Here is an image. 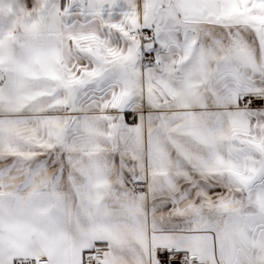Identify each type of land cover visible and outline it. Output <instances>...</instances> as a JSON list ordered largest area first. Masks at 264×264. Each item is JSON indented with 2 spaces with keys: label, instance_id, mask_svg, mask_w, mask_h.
<instances>
[{
  "label": "snow or ice",
  "instance_id": "snow-or-ice-1",
  "mask_svg": "<svg viewBox=\"0 0 264 264\" xmlns=\"http://www.w3.org/2000/svg\"><path fill=\"white\" fill-rule=\"evenodd\" d=\"M6 4L0 264H264V0Z\"/></svg>",
  "mask_w": 264,
  "mask_h": 264
},
{
  "label": "clouds",
  "instance_id": "clouds-1",
  "mask_svg": "<svg viewBox=\"0 0 264 264\" xmlns=\"http://www.w3.org/2000/svg\"><path fill=\"white\" fill-rule=\"evenodd\" d=\"M13 3H15V0H13ZM35 5L37 8L42 7V0H35ZM0 13L5 17H15V27L23 26V24L30 18L29 11L14 12L7 6V4L3 8H0Z\"/></svg>",
  "mask_w": 264,
  "mask_h": 264
}]
</instances>
